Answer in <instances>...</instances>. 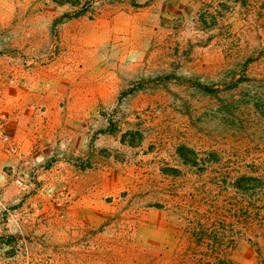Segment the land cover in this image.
Instances as JSON below:
<instances>
[{
    "label": "rangeland",
    "instance_id": "obj_1",
    "mask_svg": "<svg viewBox=\"0 0 264 264\" xmlns=\"http://www.w3.org/2000/svg\"><path fill=\"white\" fill-rule=\"evenodd\" d=\"M0 264H264V0H0Z\"/></svg>",
    "mask_w": 264,
    "mask_h": 264
}]
</instances>
